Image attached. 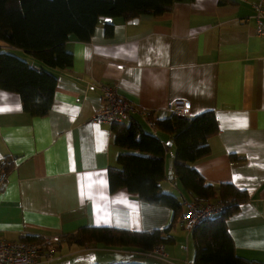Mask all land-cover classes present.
<instances>
[{
	"label": "crops",
	"instance_id": "1",
	"mask_svg": "<svg viewBox=\"0 0 264 264\" xmlns=\"http://www.w3.org/2000/svg\"><path fill=\"white\" fill-rule=\"evenodd\" d=\"M254 1L178 2L157 17L114 19L111 36L99 24L88 42L70 37L65 48L71 66L46 68L57 84L43 117L25 113L17 94L0 90V162L6 173L0 240L57 238L48 264H192L191 232L179 220L169 232L172 243L162 245L165 261L138 248H83L64 241L83 227L148 233L173 220L167 207L126 189L109 191L108 170L127 152L115 145L111 125L93 118L103 103L101 88L110 85L134 109L159 119L175 101L189 103L190 117L215 114L218 133L208 140L210 155L192 167L210 185L229 184L247 194L226 226L236 254L264 264V36L255 33ZM2 47L33 68L43 67L20 50ZM131 120L171 147L161 188L177 197L183 212L194 197L171 178L172 142L136 111L122 124Z\"/></svg>",
	"mask_w": 264,
	"mask_h": 264
},
{
	"label": "trees",
	"instance_id": "2",
	"mask_svg": "<svg viewBox=\"0 0 264 264\" xmlns=\"http://www.w3.org/2000/svg\"><path fill=\"white\" fill-rule=\"evenodd\" d=\"M185 1L190 0H0V90L17 94L25 113L43 117L52 106L57 84V78L46 68L62 70L71 66L72 55L65 48L70 37L88 42L99 24H103L105 35L111 36L114 19L128 22L145 15L157 17L169 12L173 4ZM2 45L28 54L43 67L33 68ZM150 119L153 129L167 135L174 146L171 178L194 198L220 205L213 218L190 231L192 264H261L236 254L226 226L228 218L247 202V194L229 184L210 185L192 167L210 155L208 140L218 133L215 114L207 111L195 117L168 115L159 119L151 112ZM111 131L115 145L127 152L117 157V168L108 170L109 191L126 189L143 202L171 209L172 223L166 229L148 233L83 227L65 236L64 241L83 248L102 245L145 252L171 244L170 229L182 213L177 197L161 188L166 180L165 156L171 147L133 120L111 124ZM21 241L39 244L42 240L27 237Z\"/></svg>",
	"mask_w": 264,
	"mask_h": 264
},
{
	"label": "built area",
	"instance_id": "3",
	"mask_svg": "<svg viewBox=\"0 0 264 264\" xmlns=\"http://www.w3.org/2000/svg\"><path fill=\"white\" fill-rule=\"evenodd\" d=\"M255 33L264 36V6L261 0H255L252 4ZM102 106L94 114V121L102 124H122L129 118L132 111H136L142 122L153 128V121L150 119L151 111L134 109L123 99L116 89L110 85L101 88ZM167 114L180 117H190V105L188 102L175 101L167 109ZM6 180V173L0 162V190ZM220 209V205L212 201H200L194 198L184 203V211L179 216V223L190 232L201 222L213 218ZM57 238L50 240L43 239L39 244H31L22 241L8 242L0 240V264H48L53 261L51 244ZM149 257L165 261L166 254L163 246H157L153 251L146 254Z\"/></svg>",
	"mask_w": 264,
	"mask_h": 264
},
{
	"label": "water",
	"instance_id": "4",
	"mask_svg": "<svg viewBox=\"0 0 264 264\" xmlns=\"http://www.w3.org/2000/svg\"><path fill=\"white\" fill-rule=\"evenodd\" d=\"M104 22H110V19H102ZM134 22H137V19L134 20ZM170 145V144H169Z\"/></svg>",
	"mask_w": 264,
	"mask_h": 264
},
{
	"label": "rangeland",
	"instance_id": "5",
	"mask_svg": "<svg viewBox=\"0 0 264 264\" xmlns=\"http://www.w3.org/2000/svg\"><path fill=\"white\" fill-rule=\"evenodd\" d=\"M111 264V263H110Z\"/></svg>",
	"mask_w": 264,
	"mask_h": 264
}]
</instances>
